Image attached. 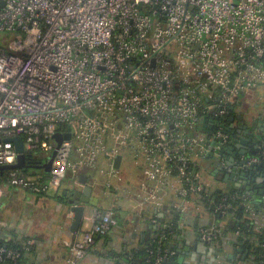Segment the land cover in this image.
Instances as JSON below:
<instances>
[{
	"label": "built area",
	"instance_id": "1",
	"mask_svg": "<svg viewBox=\"0 0 264 264\" xmlns=\"http://www.w3.org/2000/svg\"><path fill=\"white\" fill-rule=\"evenodd\" d=\"M260 89L264 0H0V166L17 161L5 139L20 137L33 164L56 151L46 174L7 169L8 186L45 193L91 169L107 196L128 194L140 210L168 200L174 213L190 211L201 179L192 167L232 143L224 130L235 124L221 120L235 117L247 95L264 102ZM202 122L215 128L211 138ZM127 154L142 173L135 190L118 186L115 159ZM116 223L112 209H96L90 229L64 243L59 264H79ZM219 232L198 229L205 243ZM31 244L0 242V264H31Z\"/></svg>",
	"mask_w": 264,
	"mask_h": 264
},
{
	"label": "crops",
	"instance_id": "2",
	"mask_svg": "<svg viewBox=\"0 0 264 264\" xmlns=\"http://www.w3.org/2000/svg\"><path fill=\"white\" fill-rule=\"evenodd\" d=\"M260 105L259 103L253 106L258 108ZM261 115V119H264V113ZM236 124L238 127L242 126L240 121ZM260 127L262 126L257 128ZM255 133L262 134L259 131ZM242 158L236 149L233 153L226 154V162L229 161L232 167H236L231 169L233 171L241 170L239 163ZM27 168L30 167L24 169ZM32 169L35 170L27 173L35 174V171L41 170L33 167ZM120 169L123 181L118 186L137 189L138 182L142 180V173L134 165L129 154L121 158ZM226 175L227 172L222 173L220 182L215 181L211 174L210 177L207 175V178L211 179L206 180L209 185L218 184L224 190L242 187V183L239 186L240 175L236 174L235 179ZM103 182L104 179L97 171L83 169L76 176L67 175L59 188L45 193H33L27 189L1 184L3 191L0 195V242L19 244L30 240L32 244L28 261L31 264H59L67 257L64 243L90 229L92 214L96 209L116 208V225L106 237L96 240L95 245L79 264H132L134 259L139 257L140 250L153 239L155 229L160 226V223L153 222L156 215L161 220L167 218L169 202L164 201V206L156 211L150 206L140 210L136 207L137 200L128 194L119 193L118 198L105 195ZM86 187L91 189L89 195L83 194ZM259 190L252 195L254 202L262 200ZM82 198L87 201H82ZM73 207L84 208L83 218L76 231L70 229L75 215ZM180 216L179 227L173 236V246L176 251H180L177 252V262L181 256L183 260L176 264H249L234 259L235 237L232 234L222 233L216 246H210L200 239L198 228L208 224L212 218L206 211L190 210Z\"/></svg>",
	"mask_w": 264,
	"mask_h": 264
},
{
	"label": "trees",
	"instance_id": "3",
	"mask_svg": "<svg viewBox=\"0 0 264 264\" xmlns=\"http://www.w3.org/2000/svg\"><path fill=\"white\" fill-rule=\"evenodd\" d=\"M219 121H216L217 124ZM222 123L225 125L235 124L236 128L238 127L236 122L238 123L239 120L235 116L234 113L231 111L229 115L225 116L222 120ZM246 123V121H244ZM204 132H206L211 138L214 134V127L211 125H206V123H201ZM235 128V129H236ZM234 129V130H235ZM229 135V142H236V137L238 134L232 132V128L229 130H224ZM262 135V134H261ZM214 143V142H213ZM227 145H224L220 148L217 154L207 155L201 161L198 162V165L193 168V171L200 176V184L198 183L199 188L196 192L191 193L188 195L187 200L190 204L191 210H200L203 209L206 211L211 218V221L208 224L202 225L200 227H210L215 226L219 229V235L216 239L212 242L207 243L210 246L215 245L219 242L222 233H230L232 234L234 239V252L237 256V260H241V257L245 252L246 261L249 264H264V204H255L252 200L253 192L250 191L248 188L242 189L234 188L233 190H224L220 188L218 184L216 186L209 185L206 176L210 177V174L215 181H221L223 178L222 173H226L224 170H218L216 162L219 160H224L226 158V153L224 152V148ZM264 151V147H259L254 155L249 154L251 157H259L260 163L258 166L262 171H264V158L261 157V152ZM42 161L39 160L37 164H41ZM32 167L23 169L25 172L34 171ZM7 170L0 172V186L1 184L5 183L7 177ZM40 174H46L43 169L35 171ZM193 172V173H194ZM197 182L194 181V185ZM229 203L230 208L223 210H218L217 207L219 204ZM249 208V211H246V208ZM116 208H113L112 211L115 213ZM167 218L164 220L158 219L156 215L155 219L160 226H158L154 233L153 239L147 244L140 252L138 253L139 257L134 259L132 264H152L154 258L163 253L166 249L168 250L167 258L163 262V264H176L177 262V251L173 246V236L177 231L181 214L174 213L170 209L167 210ZM250 212V213H249ZM251 212H254L256 215L259 216L258 220H254L250 215ZM115 217V216H114ZM227 222L226 224H223ZM169 224V228H162L161 224ZM199 227V228H200ZM198 228V229H199ZM236 232L238 234H236ZM101 236L97 237V239L106 237ZM10 245L15 246V243H9ZM240 251V252H238ZM238 254V255H237ZM137 256V254H136Z\"/></svg>",
	"mask_w": 264,
	"mask_h": 264
},
{
	"label": "water",
	"instance_id": "4",
	"mask_svg": "<svg viewBox=\"0 0 264 264\" xmlns=\"http://www.w3.org/2000/svg\"><path fill=\"white\" fill-rule=\"evenodd\" d=\"M261 117H262L261 114L257 116V120L259 122H257L256 120L255 122L250 123V125L245 123L244 125L237 127L235 130H232V132L236 131V133L238 134V136L236 137V142L230 143L228 147H225L223 149L226 154L227 153L231 154L236 149L238 150L240 155L243 156V158L240 160V163H239L241 170L239 172L236 170L235 171L230 170L227 172L226 176L230 179H233V178L235 179L236 174L240 175L241 182L239 186H241V183H242V189H246V187H248V189L252 191L253 194L257 193V189H260L258 193L262 197V200L261 202L253 201V203L255 204H260V203L264 204V171L260 169L257 163H251L249 165H246L245 160L249 157V154L254 155L256 150L259 147H264V119H261ZM259 125L260 126L263 125V127H260V129H258L257 127H259ZM246 129H249L248 130V137L250 138L249 144L243 141L245 138L243 139V137L241 136V133L245 132ZM254 131L255 132L259 131L260 133H262V135H258ZM53 138L57 142V147H58L61 142V135L55 134ZM5 142H11L14 144V148L17 153V161L15 165L0 166V172H3L4 170H7V169H13V168L24 169L26 167L43 169L47 173L50 171L51 163H52V160H53V157L56 151L53 152L52 157L47 162L38 165V164H33V162L29 161V157L25 155L23 141L20 137L5 139ZM225 161H226V158H225ZM120 162H121V156H117L115 159V163H114L115 167H119ZM227 163L231 165L229 161H227ZM219 164H220V161L218 160L216 162V165L218 167V170H222ZM90 191L91 189L89 187H86L83 191V194L89 195ZM82 201H87V200L85 198H82ZM72 210L75 212V215H74L73 223L70 229L72 231H76L83 218L84 208L83 207H73ZM245 256H246V252L241 258L243 262L246 261ZM234 259H237L236 255ZM182 260H183V257L181 256L178 260V263H181Z\"/></svg>",
	"mask_w": 264,
	"mask_h": 264
},
{
	"label": "rangeland",
	"instance_id": "5",
	"mask_svg": "<svg viewBox=\"0 0 264 264\" xmlns=\"http://www.w3.org/2000/svg\"><path fill=\"white\" fill-rule=\"evenodd\" d=\"M258 93L260 95H263L264 96V90L263 89H260L258 91ZM247 97L245 101V99H243L242 103L240 104V107L238 108L236 114L237 115H240V116H244V119L246 120V124H250L252 122H255L257 120V116H255L256 114L260 115V114H263V110H264V105H262L263 103L260 101V107L258 108H255L253 105L257 104V101L254 102L253 99L256 98V96L252 97V99H250V96L247 95L245 96ZM252 104V105H251ZM259 105V104H258ZM236 127V125H235ZM126 162V161H125ZM208 176H206V179H211V178H207ZM211 181V180H209Z\"/></svg>",
	"mask_w": 264,
	"mask_h": 264
},
{
	"label": "flooded vegetation",
	"instance_id": "6",
	"mask_svg": "<svg viewBox=\"0 0 264 264\" xmlns=\"http://www.w3.org/2000/svg\"><path fill=\"white\" fill-rule=\"evenodd\" d=\"M238 119H239L240 122H242L241 125H244V124H245V122H244V121H245L244 116H243V117L241 116V117H239ZM236 123H237V122H236ZM249 125H250V124H249ZM237 126H238V124H237ZM248 127H249V126H248ZM262 127H263V125H262ZM248 130H249V129H246L245 132H242V133H241V136L243 137V139L245 138L243 141H245L246 143L249 144V143H250V138L248 137ZM238 252H240V251H238ZM237 255H238V254H237ZM243 255H244V254H243ZM246 255H247V253H246ZM241 258H242V257H241ZM245 259H246V256H245Z\"/></svg>",
	"mask_w": 264,
	"mask_h": 264
}]
</instances>
